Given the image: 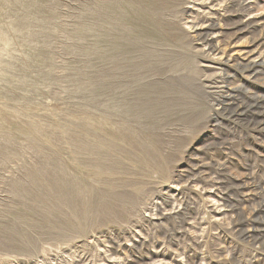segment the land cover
<instances>
[{
  "label": "rangeland",
  "instance_id": "1",
  "mask_svg": "<svg viewBox=\"0 0 264 264\" xmlns=\"http://www.w3.org/2000/svg\"><path fill=\"white\" fill-rule=\"evenodd\" d=\"M0 264H264V0H0Z\"/></svg>",
  "mask_w": 264,
  "mask_h": 264
}]
</instances>
